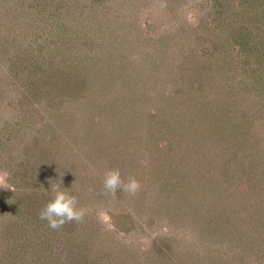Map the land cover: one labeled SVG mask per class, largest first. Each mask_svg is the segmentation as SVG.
Returning <instances> with one entry per match:
<instances>
[{
    "label": "rangeland",
    "instance_id": "374dc122",
    "mask_svg": "<svg viewBox=\"0 0 264 264\" xmlns=\"http://www.w3.org/2000/svg\"><path fill=\"white\" fill-rule=\"evenodd\" d=\"M90 4L94 0H0V133L9 147L0 151V193L3 187L13 185L7 175L19 167L25 143L37 139L48 147L52 143L63 144L60 154L67 156L65 162L75 159L81 165L75 177L84 179L80 186L77 181H68L67 187L73 188L76 197L89 208L82 220H73L76 224L72 225L82 244L85 240L92 244L93 255L96 245L109 251L115 264H138L143 259L156 264H264V112L260 109L264 94L257 92V83L251 84L256 77L250 69H241L240 60L234 64L233 58L223 71L211 72L215 77L211 82V78L207 79L208 85L203 89L208 94L207 106L210 107L209 101L223 107L230 102L238 104L230 105L228 116H239L244 125L234 127L232 133L216 134L219 137L215 141H211L215 134L205 137L222 161L210 162L208 153L200 163L209 170L207 191L186 180L176 183V188H168L167 184L174 186L177 178L169 168L172 171L177 165L181 173L186 153L175 145L178 142L169 139L165 124L175 123L180 115H185L184 122H188L187 114L191 112L198 129L205 119L201 116L209 111L201 108L202 100L196 103L192 97L184 98L185 105L176 112L169 108L176 99L171 97L172 103L168 99L174 89L170 78L177 76L175 69L185 59L189 39L181 40L175 25L183 24L190 36L193 34L189 29L194 25L206 34L203 23L209 14L198 9L196 0H169L168 4L167 0H106L103 4ZM169 8L172 14L166 13ZM193 16L197 19L190 26ZM205 36V42L212 37ZM247 36L252 38V34ZM214 41L216 47H222V53L230 47L225 38ZM247 46L250 44L244 45ZM14 57L18 66L11 65ZM219 58L221 55H214L211 61ZM29 64L32 69L36 66V74ZM154 64L165 66L167 71L155 69ZM78 66L83 69L81 81L89 78L94 83L117 85L119 80L118 93L106 90L97 102L93 98L79 107L70 96L61 104L57 100L53 105L52 99L50 107L45 96L37 97L35 103L18 99L24 79L32 82V76L42 77L49 69L68 72ZM96 68L104 73L102 80L97 77ZM116 74L119 78L112 79ZM126 76L128 81L134 79L135 85L130 87ZM245 76L249 82L243 81ZM164 91L168 93L165 95ZM165 96L169 104L166 107ZM113 98H118L116 104ZM242 102L244 106L240 107ZM214 109H210L211 113ZM207 124L202 128H207L210 135L212 130ZM233 136L245 141L240 154L232 145L229 147L228 139L232 142ZM251 143L261 154L249 147ZM70 147L75 158L70 155ZM251 155H259L255 164ZM89 167L93 168L91 173ZM111 169H119L124 182L137 179L139 190L134 195L122 188L108 192L103 179ZM181 187L186 193L183 204L178 199ZM118 220L125 221L128 233L116 234L112 223ZM205 229L216 236H211L208 247L198 237ZM9 242L12 240L0 241L1 264L10 250ZM153 244L166 247V251L155 253ZM82 252L85 261L88 255ZM169 255L173 259H168ZM37 257L36 261L27 262L45 264L48 258Z\"/></svg>",
    "mask_w": 264,
    "mask_h": 264
},
{
    "label": "trees",
    "instance_id": "16d2710c",
    "mask_svg": "<svg viewBox=\"0 0 264 264\" xmlns=\"http://www.w3.org/2000/svg\"><path fill=\"white\" fill-rule=\"evenodd\" d=\"M105 1L106 0H94V4L90 5L103 4ZM168 2L169 0H167V4ZM196 3L199 4V10L205 11L209 14L207 21L203 23L208 32L206 34L200 33L198 27L194 25L197 19V17L195 18L194 16L192 17L193 22L188 24L190 26L194 25L189 29L192 31L193 36H190L185 32L184 29L187 28H184L183 24L179 23L175 25L178 27V32H180L179 38L183 41L185 38L189 39L187 42L188 47L184 51L185 59L182 60L179 65L180 68L175 69L177 76L170 78V80L174 82V89L171 94H168V99L170 100V103L173 101H175V103L170 104L171 106H169V108L171 109V112H176L185 105V101L183 100L184 98L188 100V98L192 97V99H195L194 101H196V103H200V100H202L204 102L201 103L204 104V106L201 107L204 109L202 110L206 111L207 109L209 111L201 116L205 119L202 121L203 125L199 126L198 129L196 128L195 117L191 112L190 114L188 113L189 115L187 114L188 122H184L185 115H180L175 123L165 124L169 128V139L178 142V144L175 145L186 153L184 158L182 157L181 163L184 166L181 167L185 171L182 170L180 173L177 165L174 166L172 171L169 168L170 173L172 172L173 175L176 173L175 175L177 178L173 182L175 184L174 186L167 184V187L176 188V183H179L182 180L184 182V180H186L195 182L198 187L207 191L208 186L210 185V182H208L209 170L206 168L205 164L201 165L200 163L207 158L208 153V158L211 159L210 162L219 164V162L222 161L219 156L217 157V153L207 144L205 137L208 138L209 136L215 134L214 136H216V139L214 136L211 138V141H215L218 139V135L232 133L234 127L239 129L241 126L243 127L244 124L241 122L239 116H228V109L230 105L238 107V104L230 102L227 106L223 107L221 105H212L211 101H209V107L207 106L208 102H205V98L208 94H206V91L203 89L206 85H208L206 84L207 79L210 80L211 78V82L215 77V75L211 72L217 73L223 71V67L227 66L233 58L232 62L234 64L240 60L241 69H250L252 76L256 77V80L253 81V83H250H257V92L259 94H264V47L261 48V46L264 45V0H196ZM101 6L102 8H105V11L109 10L106 5ZM171 8H169L171 11L166 9L167 14H172ZM162 19L163 18L160 20L162 21ZM173 23L175 24V21ZM138 26L141 27L140 24H138ZM255 28L257 31H253ZM247 33L248 35L252 34V38H249ZM209 34L212 35V37L210 40L206 38L207 42H205L203 37H206L205 35ZM224 38L225 40L230 41V47L229 49H225L226 51L222 53L220 52L222 47H216L214 43L216 41L214 40H221ZM245 39L247 40L245 41ZM254 41L258 42L255 43ZM259 43L260 46L258 45ZM248 44H250L249 47H244V45ZM218 51L220 53H218ZM229 51L233 54L231 55ZM214 55H221L222 58H219L215 62L211 61V59L214 58ZM235 60L237 61L235 62ZM13 61L14 63L11 62L12 66H18V64H20L15 57L13 58ZM65 62L76 65L70 60ZM151 62L155 63V60L152 59ZM70 64H66V66H69ZM28 66L29 69H32L30 68L32 67L31 64ZM128 66L130 67V65ZM78 67L79 68H75L68 72H60L59 68H52L42 75V77L35 76L37 78L36 79L32 76V82H30L28 78L27 80L24 79L25 83H23L22 89H19L20 97L18 99H20V102L22 99H27L35 103L37 97L41 98L42 96H45L48 102L47 107H50L49 103L52 99L53 105L57 100L59 101L58 104H61L68 96H70L72 102H77L76 104L79 107L84 105L86 106L85 103L88 104L93 98H95V102H97V97L103 96V94L106 93V90L113 89L115 94L116 92L118 93V87L120 84L119 80L117 81V85L104 83L100 84L97 81L96 84L91 82L89 78H86V81H81L84 80L80 78L81 71L83 69H81L82 66ZM153 67L163 71V73L167 71L165 66H158L154 64ZM96 69L97 71L95 72H97V77L100 76L102 80L104 73L100 72L99 68ZM32 71L35 73V65L33 66ZM153 76L156 77V73ZM117 78H119L118 74L114 75L112 79L117 80ZM126 78L128 81L129 77L126 76ZM209 80L208 83H210ZM246 80L248 81L245 76L243 81ZM134 82V79H130L128 81V85L132 87V85H135L136 83ZM95 86L100 90L96 91L97 89ZM168 91H164V94L166 95ZM91 94H93V97L89 98ZM202 95H204V97H201ZM86 96L88 99L85 98ZM234 96L239 100L242 99L240 96ZM171 97L176 99H172L173 101H171ZM113 99L116 104L118 98ZM233 100L236 101L235 98H233ZM260 100H262L260 109L264 112V98H261ZM165 101L166 103L164 107L169 105H167L166 96ZM241 106H244L243 102L240 104V107ZM207 107H209V109ZM211 108H216V110L214 109L211 113ZM224 110H226L227 113H225ZM171 119L173 118L171 117ZM157 122L158 121H156L155 124H157ZM206 124L212 130L210 135L207 128H202V126L204 127ZM55 128L56 127L54 126L53 130ZM160 130H158V132ZM2 136L3 135L0 133V151L4 147L5 149H9L7 143H4ZM156 137L159 139L158 135ZM229 137H231V135ZM232 138L233 141L231 142L227 137L229 147L232 145L237 151L236 154H240V147L245 141L239 136H233ZM7 141L9 142V138H7ZM52 144V147L51 145H49V147L47 145H41L37 139H31L30 143H25L23 145L22 162L20 161V165L17 167L16 171H12L11 175H7L10 179H12L10 184L13 185L3 187V192L0 193V214L3 216V218H1L0 215V241L2 243L6 241V239H11L12 242H9V255L7 254L5 263L3 258V264H29L28 262L36 261L39 258L37 255H44V258L48 257L44 260V262H46L45 264H110L109 262L111 261L115 264V261H113L110 257L109 251L102 250V248L100 249L95 245L96 248L94 247L93 255V253L90 252L92 244L86 240L84 244L81 243L83 241H80L77 230L73 227L76 223L73 224V221H68L61 227L53 229L49 227L46 220L40 219L39 213L50 199V181H53V184H56L58 181H62L61 187L65 188L64 190L70 192L74 196L77 195L75 194V190L73 188L67 187L68 181H70L69 183H75L77 181L78 186H80V182L84 181V179H82L83 176H79L77 178L75 177V174L78 173L77 171L81 168V165L77 163L75 159L74 161L72 160V163L70 160L65 162L67 156L60 154V152H62L63 144ZM249 145L253 151L258 150L259 152L260 149L257 146H253L254 143ZM214 146H216V144ZM70 150L72 151V154L70 155H74L75 158L76 155L74 149L70 147ZM259 153L261 154V151ZM249 157L250 159H253V161H251L253 164H255L254 161L259 159V155L256 156L257 158H253L252 155ZM90 168L91 167L88 168V171L91 173L93 168ZM183 185L184 184L182 183V186ZM180 189L181 196H178V199L179 203L183 204L184 201H186V193L184 187H181ZM77 200L79 208H82L84 212L89 210L88 207H84V205H87L84 200H79L78 198ZM122 217L125 218L124 216ZM112 225L117 231L116 234L129 232V230L124 227L126 226L125 221H114ZM211 236L212 238L216 237L213 232L207 229H205L204 232L201 230V234L198 235L199 242L201 241V244L206 242L208 247L211 244ZM206 239H208V241H206ZM1 243L0 246L3 245ZM153 248V251L159 255L160 253L163 254L166 251V247L163 248V246L161 247L155 244H153ZM82 251L88 255L85 261L81 254L83 253ZM167 251L170 250L167 248ZM146 253H148L149 257V252ZM8 257L10 258L8 259ZM119 258L120 256L118 259ZM169 258L173 259L171 255L168 256V259ZM135 262H138V260H135ZM119 263L120 262H118V264ZM138 264H156V261L143 259V263L138 262Z\"/></svg>",
    "mask_w": 264,
    "mask_h": 264
},
{
    "label": "clouds",
    "instance_id": "9594fccd",
    "mask_svg": "<svg viewBox=\"0 0 264 264\" xmlns=\"http://www.w3.org/2000/svg\"><path fill=\"white\" fill-rule=\"evenodd\" d=\"M103 184L108 192L115 193L122 188L134 195L140 188V183L135 178L124 182L119 169H111L104 175ZM62 181L53 184L50 181V199L39 213L42 220L48 222L49 227L57 229L68 221H80L84 216V210L78 207L77 197L61 187Z\"/></svg>",
    "mask_w": 264,
    "mask_h": 264
}]
</instances>
